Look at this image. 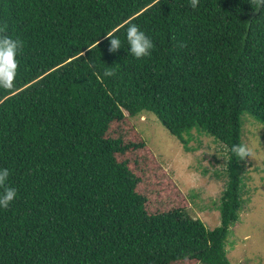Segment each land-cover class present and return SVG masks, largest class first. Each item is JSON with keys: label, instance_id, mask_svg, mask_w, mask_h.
Instances as JSON below:
<instances>
[{"label": "trees", "instance_id": "trees-1", "mask_svg": "<svg viewBox=\"0 0 264 264\" xmlns=\"http://www.w3.org/2000/svg\"><path fill=\"white\" fill-rule=\"evenodd\" d=\"M129 23L152 38L150 56L108 51L106 32L123 41ZM0 30L23 42L15 86L0 89V167L17 190L0 208V264H231L243 116L264 124V4L0 0ZM126 112L155 114L187 149L194 132L225 146L219 227L185 209L149 212L146 143L111 132Z\"/></svg>", "mask_w": 264, "mask_h": 264}, {"label": "rangeland", "instance_id": "rangeland-1", "mask_svg": "<svg viewBox=\"0 0 264 264\" xmlns=\"http://www.w3.org/2000/svg\"><path fill=\"white\" fill-rule=\"evenodd\" d=\"M125 114L126 120L114 124L111 132L132 141L138 136L146 143L139 154L145 176L138 192L148 197L149 212L185 209L209 229L219 227L218 208L228 183L225 146L213 137L194 132L187 149L155 114ZM242 138L247 153L245 204L239 223L231 229L227 256L231 264H264V124L250 113L243 116Z\"/></svg>", "mask_w": 264, "mask_h": 264}, {"label": "clouds", "instance_id": "clouds-1", "mask_svg": "<svg viewBox=\"0 0 264 264\" xmlns=\"http://www.w3.org/2000/svg\"><path fill=\"white\" fill-rule=\"evenodd\" d=\"M258 6L264 4V0H257ZM192 7H196V0H192ZM258 8V7H257ZM256 8V9H257ZM253 9V10H256ZM109 40L108 51L116 53L119 49L127 47L128 53L134 58L141 59L151 55L155 45L152 38L137 24L129 23L124 31V40L112 32H106ZM23 48V42L0 30V89H12L18 78L19 56ZM104 77H112L113 71L105 70ZM236 151L243 155L245 149L241 146ZM10 170L0 167V208H7L17 198L16 188L9 185Z\"/></svg>", "mask_w": 264, "mask_h": 264}]
</instances>
